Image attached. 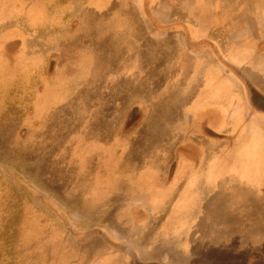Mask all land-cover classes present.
Listing matches in <instances>:
<instances>
[{
    "label": "crops",
    "instance_id": "crops-1",
    "mask_svg": "<svg viewBox=\"0 0 264 264\" xmlns=\"http://www.w3.org/2000/svg\"><path fill=\"white\" fill-rule=\"evenodd\" d=\"M2 2L0 86L34 100L32 114L49 104L43 100L80 93L130 100L137 110L139 99L163 100L161 138L147 130L146 146L158 145L151 155L134 150L150 120L144 107L140 121L129 116L128 133L104 144L113 150L101 160L144 163L136 175L119 176L140 197L121 222L137 257L215 264L230 253L233 264H264V0ZM225 202V221L248 227L236 236L259 247L235 251L220 235L216 246H203V219L219 217ZM103 256L101 264H130L121 250Z\"/></svg>",
    "mask_w": 264,
    "mask_h": 264
},
{
    "label": "rangeland",
    "instance_id": "rangeland-1",
    "mask_svg": "<svg viewBox=\"0 0 264 264\" xmlns=\"http://www.w3.org/2000/svg\"><path fill=\"white\" fill-rule=\"evenodd\" d=\"M3 7L1 0L0 14ZM4 91L1 85L0 264H101L107 251L117 250L123 251L124 260L130 264H161L139 259L136 246L124 240L130 239L131 228L121 227L122 221L129 220L130 204L139 202L140 197L132 193L133 182L121 185L119 176L136 175L144 169V163L101 160L113 150L104 144H112L121 130L123 135L128 133L125 124L130 118H144V107H151L150 120L134 150L139 155L153 153L158 145L146 146L150 142L147 130L161 138L163 100L139 99L141 114L137 115V109H130V100L85 98L80 93L77 98L43 100L49 104L32 114L34 100L10 97ZM119 103L123 105L117 106ZM227 205L225 202L219 217L208 213L203 219V246H216L219 242L213 241L214 237L220 235L230 246L233 244L235 251L259 247L255 246L258 242L249 245L244 238L241 241L242 236H236L238 230L246 231L248 227L225 221L230 213ZM233 230L235 234L230 236L228 232ZM178 231L168 228L174 238ZM234 237V243H229ZM149 241L144 245L149 247ZM229 250L233 253L232 247ZM225 255L228 258L218 256L215 264H233L230 253ZM251 261L261 262L259 258ZM111 262L120 264L114 259L107 264Z\"/></svg>",
    "mask_w": 264,
    "mask_h": 264
}]
</instances>
